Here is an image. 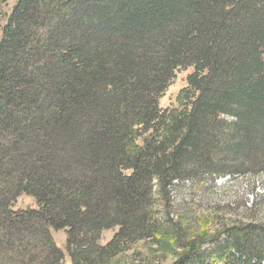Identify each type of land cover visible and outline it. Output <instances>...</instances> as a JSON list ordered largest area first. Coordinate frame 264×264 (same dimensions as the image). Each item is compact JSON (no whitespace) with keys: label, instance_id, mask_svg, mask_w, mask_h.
<instances>
[{"label":"trees","instance_id":"16d2710c","mask_svg":"<svg viewBox=\"0 0 264 264\" xmlns=\"http://www.w3.org/2000/svg\"><path fill=\"white\" fill-rule=\"evenodd\" d=\"M188 68L179 108H160ZM244 169L264 170V0L16 1L0 39V264H64L49 229L70 264H113L144 239L163 248L155 264H264L263 224L218 240L207 220L188 232L156 212L173 183ZM21 194L36 209L13 210Z\"/></svg>","mask_w":264,"mask_h":264},{"label":"rangeland","instance_id":"374dc122","mask_svg":"<svg viewBox=\"0 0 264 264\" xmlns=\"http://www.w3.org/2000/svg\"><path fill=\"white\" fill-rule=\"evenodd\" d=\"M16 1L0 0V39L2 28ZM192 71L191 68L175 71L174 78L158 100L160 108H179L178 96L181 90L186 88V78ZM169 190L170 200L165 203L159 202L156 212L159 213V217L167 213L170 219L179 222L183 228L187 227L188 232H191L194 226L200 227L199 218L209 221V230L212 233L216 231L218 240L224 238L223 227L233 226L240 221L264 225V170L252 172L244 169L234 175L202 176L192 181L173 183ZM154 198L159 201L157 197ZM36 207L34 198L21 194L15 200L13 210L36 209ZM117 230L118 227H114L101 231L98 244L104 246ZM49 232L55 245L64 255L63 263L70 264L66 253L65 231L49 229ZM161 249L163 248L152 244L149 239L139 240L128 245L127 249L115 258L113 264H142L151 257L155 264L161 258L160 253L156 251ZM173 253L169 251L166 255L168 263ZM151 262L152 260L149 263Z\"/></svg>","mask_w":264,"mask_h":264}]
</instances>
